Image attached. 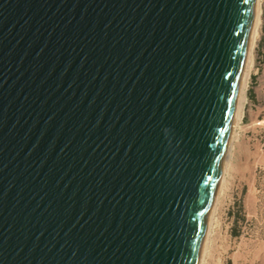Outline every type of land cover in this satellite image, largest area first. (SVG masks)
<instances>
[{"label": "water", "instance_id": "water-1", "mask_svg": "<svg viewBox=\"0 0 264 264\" xmlns=\"http://www.w3.org/2000/svg\"><path fill=\"white\" fill-rule=\"evenodd\" d=\"M255 0H0V264H199Z\"/></svg>", "mask_w": 264, "mask_h": 264}, {"label": "rangeland", "instance_id": "rangeland-1", "mask_svg": "<svg viewBox=\"0 0 264 264\" xmlns=\"http://www.w3.org/2000/svg\"><path fill=\"white\" fill-rule=\"evenodd\" d=\"M228 188L220 199L207 264H264V0Z\"/></svg>", "mask_w": 264, "mask_h": 264}, {"label": "bare ground", "instance_id": "bare-ground-1", "mask_svg": "<svg viewBox=\"0 0 264 264\" xmlns=\"http://www.w3.org/2000/svg\"><path fill=\"white\" fill-rule=\"evenodd\" d=\"M260 15H261V0H255L229 140L227 144V149L223 161V166H222L213 206L208 220V225L205 233L199 264H207L211 238L217 226V214H218L220 199L222 196H224L228 188V182L230 178V172H231L232 160H233L232 159L233 142L237 136L235 131L236 128H239L243 120L244 109L246 104V92H247L248 82L251 76L252 68L254 65V48L258 34Z\"/></svg>", "mask_w": 264, "mask_h": 264}]
</instances>
